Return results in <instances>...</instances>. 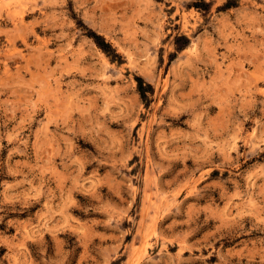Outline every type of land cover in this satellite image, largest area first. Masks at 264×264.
<instances>
[{
	"label": "rangeland",
	"instance_id": "rangeland-1",
	"mask_svg": "<svg viewBox=\"0 0 264 264\" xmlns=\"http://www.w3.org/2000/svg\"><path fill=\"white\" fill-rule=\"evenodd\" d=\"M0 264H264V0H0Z\"/></svg>",
	"mask_w": 264,
	"mask_h": 264
},
{
	"label": "trees",
	"instance_id": "trees-1",
	"mask_svg": "<svg viewBox=\"0 0 264 264\" xmlns=\"http://www.w3.org/2000/svg\"><path fill=\"white\" fill-rule=\"evenodd\" d=\"M205 5H209L207 2H204ZM197 6H200L199 4ZM229 7V5H227ZM139 92L141 94V96L144 98H146V91L145 89L143 88L142 84L139 85Z\"/></svg>",
	"mask_w": 264,
	"mask_h": 264
},
{
	"label": "bare ground",
	"instance_id": "bare-ground-1",
	"mask_svg": "<svg viewBox=\"0 0 264 264\" xmlns=\"http://www.w3.org/2000/svg\"><path fill=\"white\" fill-rule=\"evenodd\" d=\"M150 226H152L151 224H146L145 226L143 225V227H145V228H148V227H150ZM141 227V226H140ZM141 229V228H140Z\"/></svg>",
	"mask_w": 264,
	"mask_h": 264
}]
</instances>
